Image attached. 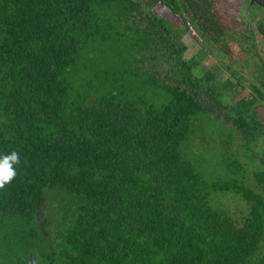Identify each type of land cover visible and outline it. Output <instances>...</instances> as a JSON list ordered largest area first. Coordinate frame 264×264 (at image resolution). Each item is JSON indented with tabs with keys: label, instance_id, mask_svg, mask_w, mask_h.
<instances>
[{
	"label": "trees",
	"instance_id": "16d2710c",
	"mask_svg": "<svg viewBox=\"0 0 264 264\" xmlns=\"http://www.w3.org/2000/svg\"><path fill=\"white\" fill-rule=\"evenodd\" d=\"M217 4L0 0V154L20 155L0 189V264H264V160L253 187L234 176L208 185L180 153L195 119L213 122L198 94L214 74H193L181 36L219 40ZM145 60L168 66L164 81ZM212 93L242 144L264 152V101ZM208 190L240 198L239 223Z\"/></svg>",
	"mask_w": 264,
	"mask_h": 264
},
{
	"label": "rangeland",
	"instance_id": "374dc122",
	"mask_svg": "<svg viewBox=\"0 0 264 264\" xmlns=\"http://www.w3.org/2000/svg\"><path fill=\"white\" fill-rule=\"evenodd\" d=\"M162 21L171 29H181L182 26L174 15H171L167 9H163L160 12ZM185 18L188 20L189 17L185 14ZM141 25V23H137ZM198 39V34L196 33ZM126 41V40H125ZM181 41L186 45V50L183 52V58L195 57L198 62V69L193 70V74L210 70L212 73L215 72L214 67V53L212 46L203 44L200 46L191 36L185 32L181 36ZM119 42H117L118 45ZM119 50L121 53L126 52V48L120 45ZM129 55V52L127 53ZM130 56L135 58L139 57L130 50ZM141 70L145 71L149 75H152L156 82L164 81L163 73L168 71V66L162 65L158 61L145 60L141 65ZM160 69V70H159ZM157 71V72H156ZM229 78L228 74L222 72L219 69L218 81L221 82L223 79ZM231 80V78H229ZM215 78L214 74L208 85L214 90ZM236 87V86H235ZM211 91H207L206 94H198V99L202 106L206 108V118L213 120L212 123L205 121V119H195L192 123L193 133L188 137V140L183 142L180 147V153L182 157L188 160L195 167L196 171L201 175L202 179L209 185L212 180L217 182L218 180L229 179L234 176L235 179L240 180L243 185L253 187L254 178L252 175L253 171H256L260 164L257 159L264 160V152L260 151V146L257 144L253 148L242 144L240 134L231 124L230 119L225 118L224 109L217 108V104L214 102V95ZM221 91V88H219ZM237 93L232 95V89L228 91H221L220 101L227 102L229 104L234 103L241 96L244 97L245 91H241L238 88ZM219 94V93H217ZM217 98V97H216ZM261 118L264 121V105L261 109ZM203 122V123H202ZM209 123L207 126H205ZM202 123V125H201ZM255 156V159L250 157ZM240 164V173L232 174V163ZM230 165L231 167L227 168ZM230 169V170H229ZM208 199L213 207L224 211L229 215L236 223H239L242 216L245 215V205L240 198L230 192L213 193L208 190Z\"/></svg>",
	"mask_w": 264,
	"mask_h": 264
},
{
	"label": "flooded vegetation",
	"instance_id": "af4514ba",
	"mask_svg": "<svg viewBox=\"0 0 264 264\" xmlns=\"http://www.w3.org/2000/svg\"><path fill=\"white\" fill-rule=\"evenodd\" d=\"M217 7L227 22L225 34L212 45L216 93L225 85L221 91L231 88L232 95L238 88L245 91L239 99L264 101V6L255 0H218ZM219 69L231 80L219 82Z\"/></svg>",
	"mask_w": 264,
	"mask_h": 264
},
{
	"label": "clouds",
	"instance_id": "9594fccd",
	"mask_svg": "<svg viewBox=\"0 0 264 264\" xmlns=\"http://www.w3.org/2000/svg\"><path fill=\"white\" fill-rule=\"evenodd\" d=\"M20 164V155L13 150L7 154H0V189L10 183L17 175L15 165Z\"/></svg>",
	"mask_w": 264,
	"mask_h": 264
},
{
	"label": "water",
	"instance_id": "95a60500",
	"mask_svg": "<svg viewBox=\"0 0 264 264\" xmlns=\"http://www.w3.org/2000/svg\"><path fill=\"white\" fill-rule=\"evenodd\" d=\"M257 3H260L261 5L264 6V0H255Z\"/></svg>",
	"mask_w": 264,
	"mask_h": 264
}]
</instances>
